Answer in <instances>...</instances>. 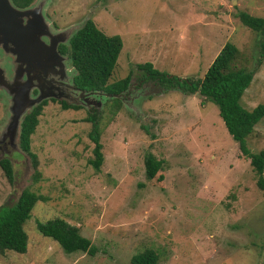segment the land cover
<instances>
[{"label": "rangeland", "instance_id": "1", "mask_svg": "<svg viewBox=\"0 0 264 264\" xmlns=\"http://www.w3.org/2000/svg\"><path fill=\"white\" fill-rule=\"evenodd\" d=\"M51 30L76 29L92 20L122 47L109 83L131 76L120 108L102 93L83 101L48 98L31 135L40 180H32L28 157L1 137L8 114L0 94V160H10L13 179L0 168V207L24 189L45 198L23 229L24 254L0 253V264H130L146 249L157 264H264V196L249 159L227 133L210 100L198 92L139 86L136 66L150 63L168 76L200 79L225 43L238 50L236 64L253 72L239 104L264 105V58L256 66L254 33L238 14L264 18V0H46ZM68 64L67 74L72 75ZM137 86V87H136ZM139 86V87H138ZM183 87V84H182ZM135 88V89H133ZM37 91L33 92V95ZM32 95V96H33ZM54 100L55 102H52ZM58 102L79 109H63ZM94 114L102 162L95 171L89 139ZM264 150V118L247 138ZM161 161V180H147L143 157ZM60 217L96 248L93 256L64 253L36 230V222Z\"/></svg>", "mask_w": 264, "mask_h": 264}, {"label": "trees", "instance_id": "2", "mask_svg": "<svg viewBox=\"0 0 264 264\" xmlns=\"http://www.w3.org/2000/svg\"><path fill=\"white\" fill-rule=\"evenodd\" d=\"M18 8H25L34 0H11ZM240 23L251 30L258 47L256 66L264 58V18L253 17L245 12L238 14ZM122 42L117 35H105L98 30L92 20H86L69 39L67 45H59L61 54L69 58V66L73 69V85L76 89L85 92H104L108 95H116L125 91L130 75L109 83V79L116 66V60L120 53ZM237 48L231 43H225L209 64L204 75L195 81L188 78L168 76L153 69L148 62L136 66L141 72L139 83L156 82L164 89H182L184 92H198L203 100L212 101L218 109V115L229 136L237 144L240 154L249 159L250 166L255 174V185L264 196V150L252 152L247 145V138L252 134L254 126L264 118V105H257L251 109H245L239 104L244 91L250 86L253 72L238 67ZM183 84V87H182ZM52 102H55L52 100ZM46 101L33 108L22 120L19 147L28 156L33 168L32 180L34 183L40 180L37 170V157L31 152V135L38 124V117ZM63 109H79L69 106L64 102H58ZM112 110L117 112L120 108L119 100L112 102ZM86 121L91 123L89 139L93 143L92 158L88 164L98 171L102 162L101 144L99 142V126L94 114L88 115ZM144 175L147 180H161L158 174L161 161L152 154L147 153L143 157ZM0 168L8 181L13 179V170L10 160L1 159ZM45 198L24 189L11 205L0 207V253L12 251L24 254L27 250V236L23 225L30 218L32 208L37 202H44ZM36 230L43 237L50 238L61 250L66 253H84L93 256L96 248L90 241L81 236L77 227L68 224L60 217H54L45 222H36ZM157 254L146 249L130 258V264H157Z\"/></svg>", "mask_w": 264, "mask_h": 264}, {"label": "water", "instance_id": "3", "mask_svg": "<svg viewBox=\"0 0 264 264\" xmlns=\"http://www.w3.org/2000/svg\"><path fill=\"white\" fill-rule=\"evenodd\" d=\"M46 4V0H34L27 7L18 8L11 0H0V94L8 114L1 137L8 135L10 144L23 154L19 147L22 120L46 99L67 101L65 94L77 92L83 105L90 107L87 98L92 94L102 93L115 99L124 95L91 93L74 87L70 66L73 73L67 74L69 58L59 52L58 46L67 45L82 26L51 30L43 13ZM34 91L37 93L33 95Z\"/></svg>", "mask_w": 264, "mask_h": 264}, {"label": "flooded vegetation", "instance_id": "4", "mask_svg": "<svg viewBox=\"0 0 264 264\" xmlns=\"http://www.w3.org/2000/svg\"><path fill=\"white\" fill-rule=\"evenodd\" d=\"M138 81H139V80H138ZM144 83H146V82H141V83L139 84V86H142ZM130 85H131V78H130V80H129V83H128L127 87L125 88L124 94L129 93V91H130ZM139 86H138V87H139ZM136 87H137V86H136ZM133 89H135V88H133Z\"/></svg>", "mask_w": 264, "mask_h": 264}]
</instances>
